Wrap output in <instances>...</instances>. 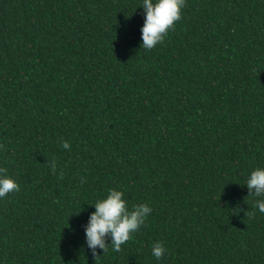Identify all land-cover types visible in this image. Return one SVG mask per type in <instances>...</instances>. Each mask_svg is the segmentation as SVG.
Segmentation results:
<instances>
[{
    "label": "trees",
    "instance_id": "obj_1",
    "mask_svg": "<svg viewBox=\"0 0 264 264\" xmlns=\"http://www.w3.org/2000/svg\"><path fill=\"white\" fill-rule=\"evenodd\" d=\"M142 4L0 0V168L20 186L0 198V264H264L245 184L264 168V0H186L151 50ZM112 189L152 211L95 257Z\"/></svg>",
    "mask_w": 264,
    "mask_h": 264
},
{
    "label": "clouds",
    "instance_id": "obj_2",
    "mask_svg": "<svg viewBox=\"0 0 264 264\" xmlns=\"http://www.w3.org/2000/svg\"><path fill=\"white\" fill-rule=\"evenodd\" d=\"M146 11L145 22L142 27V45L144 49L151 50L158 43H163L168 31L174 30L175 23L181 19V10L186 6V0H143ZM64 149H70L68 141H62ZM3 148V145H0ZM53 174L56 172V163L51 162ZM7 169L0 168V198L9 193L19 192L20 186L10 176H4ZM61 178L63 172L60 173ZM250 190V195L264 197V168L252 171L245 183ZM123 192L112 189L106 199L95 203L94 211L86 227L87 245L96 257L97 249L107 251L106 238L111 237V244L115 251H120L121 246L131 238V234L138 231L145 223L152 209L147 204H138L132 210L127 207V202L122 198ZM261 213H264V200L256 201L255 205ZM254 215V214H253ZM166 248L160 242L152 247V254L161 259Z\"/></svg>",
    "mask_w": 264,
    "mask_h": 264
}]
</instances>
